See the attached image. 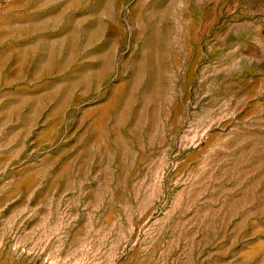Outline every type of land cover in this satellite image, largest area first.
Segmentation results:
<instances>
[{"label":"rangeland","instance_id":"rangeland-1","mask_svg":"<svg viewBox=\"0 0 264 264\" xmlns=\"http://www.w3.org/2000/svg\"><path fill=\"white\" fill-rule=\"evenodd\" d=\"M0 264H264V0H0Z\"/></svg>","mask_w":264,"mask_h":264}]
</instances>
